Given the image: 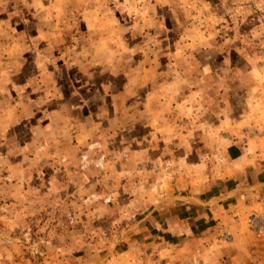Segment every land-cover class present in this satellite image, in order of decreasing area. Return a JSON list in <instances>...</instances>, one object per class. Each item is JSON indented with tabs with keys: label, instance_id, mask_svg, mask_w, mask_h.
<instances>
[{
	"label": "rangeland",
	"instance_id": "374dc122",
	"mask_svg": "<svg viewBox=\"0 0 264 264\" xmlns=\"http://www.w3.org/2000/svg\"><path fill=\"white\" fill-rule=\"evenodd\" d=\"M254 214L264 0H0V264H264Z\"/></svg>",
	"mask_w": 264,
	"mask_h": 264
},
{
	"label": "crops",
	"instance_id": "0c3cea01",
	"mask_svg": "<svg viewBox=\"0 0 264 264\" xmlns=\"http://www.w3.org/2000/svg\"><path fill=\"white\" fill-rule=\"evenodd\" d=\"M239 190L241 191V190H244V189H239V187H236V188H233V189H229V190H228V193H227L228 196H227V197H226V195L223 196V194H221V195H219V196H220L221 198H225V199H233L234 196H236V199L233 200V201H237V202H236L237 205H234V206H233V207L235 208V207H237V206H241L243 200L245 199L244 197L242 198V197H240L239 195H237V194H240ZM241 192H242V191H241ZM229 195H231V196L229 197ZM237 196H238V197H237ZM220 197H219V198H220ZM219 198H218L217 201H220V202H221L222 200L219 199ZM230 205H232V204H230ZM218 211H219V213L222 212V210H221L220 208L218 209ZM226 211H227V210H226ZM227 216H228V217H232V216H229V215H227ZM214 218L217 219L218 217L214 216ZM225 218H226V217H225ZM202 232H204L203 227H202V229H200V228L198 229V228H197V231H196V230H195V231L193 230L192 233H191V237H188V238H191L192 240H193V239L199 240V239H198V238H199L198 236H199ZM195 233H199V235L196 236ZM202 234H203V233H202ZM205 234H206V233H205ZM189 235H190V234H189ZM200 236H201V235H200ZM200 239H202V238L200 237ZM201 241H202V240H201ZM197 243H198V241H197ZM183 250H185V249H183ZM197 251H201V249H200V250L197 249ZM186 252H187V254L191 253L190 251H186Z\"/></svg>",
	"mask_w": 264,
	"mask_h": 264
},
{
	"label": "built area",
	"instance_id": "2783aa9c",
	"mask_svg": "<svg viewBox=\"0 0 264 264\" xmlns=\"http://www.w3.org/2000/svg\"><path fill=\"white\" fill-rule=\"evenodd\" d=\"M248 224L252 230L261 232L264 227V219L261 216L254 214L248 219Z\"/></svg>",
	"mask_w": 264,
	"mask_h": 264
}]
</instances>
